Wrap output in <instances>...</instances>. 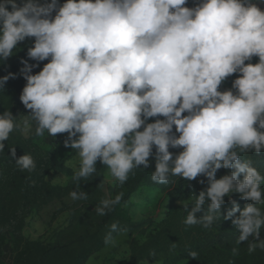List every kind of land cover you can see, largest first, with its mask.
Instances as JSON below:
<instances>
[{
  "label": "clouds",
  "instance_id": "1",
  "mask_svg": "<svg viewBox=\"0 0 264 264\" xmlns=\"http://www.w3.org/2000/svg\"><path fill=\"white\" fill-rule=\"evenodd\" d=\"M187 4L0 0V61L31 38L26 55L37 62L20 61L26 83L19 99L30 111L22 125L9 110L0 114V153L14 130L27 132L34 122L37 136L67 134L64 146L79 158L73 182L92 176L99 161L123 184L133 169H147L151 157L156 184L167 185L173 177L206 178L207 187L194 197L185 225L210 228L224 197L238 194L250 203L241 210L231 201L224 219L238 212L232 220L239 230L237 243L252 237L248 252L264 250V210L259 207L264 205V175L241 159L245 152L264 151V10L255 0ZM233 74L238 75L231 88L219 90ZM10 77L15 74L0 77V89ZM170 148L182 150L174 154ZM9 154L16 157L14 147ZM15 163L21 171L36 167L29 154ZM220 169L231 171L217 179ZM69 196L88 199L77 191ZM121 199L120 194L102 199L97 215H107ZM125 231L112 223L105 243L116 246L112 233ZM189 256L196 259L197 253Z\"/></svg>",
  "mask_w": 264,
  "mask_h": 264
},
{
  "label": "rangeland",
  "instance_id": "2",
  "mask_svg": "<svg viewBox=\"0 0 264 264\" xmlns=\"http://www.w3.org/2000/svg\"><path fill=\"white\" fill-rule=\"evenodd\" d=\"M62 1L59 0V3ZM255 2L264 10V0ZM32 43L31 38L26 39L17 45L18 51L14 50L11 57L0 61V77L15 74V78L10 77L0 89V99L21 125L30 110L25 109L19 99L26 83L20 74L23 67L20 61L28 60L26 53ZM257 60L253 57L251 63ZM47 62H38L32 74L39 72ZM237 75L228 77L219 90L231 88ZM153 120L149 118L148 122ZM66 136L65 133L51 137L47 131L43 136H37L33 122L29 131L25 132L22 127L16 129L6 141L3 153H0V197H9L0 201V224H4L0 233V264H70L69 260L77 264L75 262H81L85 256L82 264H264V250L257 248L248 252L252 237L249 241L237 243L239 230L232 220L239 213L224 219L232 208L231 201H235L241 210L250 201L231 194L224 197L225 203L218 212L219 219L214 220L210 228L200 224L185 225L184 220L194 204V197L207 187L205 177L192 181L173 177L167 185L156 184L151 180L155 166L150 157L149 167L133 169L123 184L115 181L107 167L99 161L92 176L73 182L79 158L76 150L64 146ZM8 145L15 146V158L9 154ZM169 150L178 154L182 149ZM24 154L34 158V170L21 171L15 163V159ZM241 159L250 161L264 175V151L260 154L245 152ZM229 171L218 170L216 178ZM13 178L22 184L23 190L28 191L26 199L19 204L15 200L17 194L21 199L22 189L18 192L20 187L10 186ZM39 178L41 184L37 185ZM239 178L242 179V176ZM200 180L205 182L199 183ZM35 188L36 192L39 191L36 195L38 202L34 201ZM71 191L83 192L88 199L72 201L69 196ZM118 194L122 195L119 204L107 215H97L95 209L100 201L115 198ZM209 203L206 201L204 210L196 214L198 218L204 215ZM259 207L264 210V205ZM114 222H118L119 229L126 230L123 235L112 233L116 246L105 243L109 226ZM156 237L160 240L156 241ZM260 238L264 239V227L260 230ZM55 246H58L57 249L50 255ZM40 248L48 249V258V254L43 257ZM233 248L237 250L236 254H233ZM37 250H40L41 259L36 256ZM190 252L197 253L196 259L189 256ZM152 253L155 255H150ZM56 256H63L64 260L56 261Z\"/></svg>",
  "mask_w": 264,
  "mask_h": 264
},
{
  "label": "trees",
  "instance_id": "3",
  "mask_svg": "<svg viewBox=\"0 0 264 264\" xmlns=\"http://www.w3.org/2000/svg\"><path fill=\"white\" fill-rule=\"evenodd\" d=\"M197 3V0H188V4L187 5H190V6H195V4ZM0 102H1V99H0ZM2 103L3 102H1L0 103V114H2L5 110H8V106H7V104L5 103L4 105H2ZM14 140V139H13ZM5 143V145H6V142H4ZM11 147H14L15 148V146L14 145H8V149H10ZM5 149V148H4ZM38 184H41V180H40V178L39 179H37V185ZM13 185V186H12ZM36 185V186H37ZM10 186H12V187H15V186H18V187H20L19 188V191L18 192H20V190L22 189V184L21 183H19L18 181H17V179H15V178H13V180L11 181V185ZM10 188V187H9ZM8 189V188H7ZM36 190V188L34 189V195L36 196V195H38L39 194V191L38 192H36L35 191ZM27 192L28 191H26V190H23L22 189V193H21V195H22V197H21V199H19V197H18V194H17V197H16V203L17 204H19L20 202H22L24 199H26V194H27ZM5 197H9L8 195H4V196H2V198L0 197V201H2V200H4L5 199ZM19 199V200H18ZM34 201H39V199L37 198V196L36 197H34ZM24 210V208L21 210V211H23ZM3 227H4V224H0V233H2L3 232ZM161 234H163V231L161 232ZM161 234H158L157 236H161ZM157 239L158 240H160V237H156V241H157ZM190 245V244H189ZM57 247L58 246H55V247H53L52 248V250L53 251H48V249L47 248H40L41 249V251H42V254H43V257L45 256V255H47L46 256V258H48V256H49V253H50V255H52L54 252H55V249H57ZM39 248V247H38ZM39 253H40V250H37L36 251V256H38L39 257V259H41V257L39 256ZM57 255H59V254H57ZM86 258V256L84 257V259ZM65 259H66V257H65ZM84 259L81 261V262H79V261H74L75 263H77V264H82L83 263V261H84ZM55 260L56 261H59V260H64V258H63V256H56L55 257ZM40 261V260H39ZM70 261V264H72V260H69ZM54 264H63V263H57V262H53Z\"/></svg>",
  "mask_w": 264,
  "mask_h": 264
},
{
  "label": "crops",
  "instance_id": "4",
  "mask_svg": "<svg viewBox=\"0 0 264 264\" xmlns=\"http://www.w3.org/2000/svg\"><path fill=\"white\" fill-rule=\"evenodd\" d=\"M63 2H64V0L62 1V3H63ZM62 3H61V4H62ZM187 6H188V7H192V6H190V5H187Z\"/></svg>",
  "mask_w": 264,
  "mask_h": 264
}]
</instances>
